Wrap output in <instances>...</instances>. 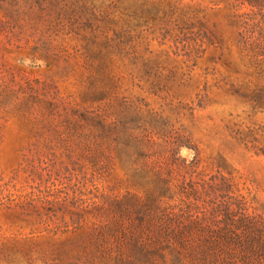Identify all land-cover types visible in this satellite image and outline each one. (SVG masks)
I'll list each match as a JSON object with an SVG mask.
<instances>
[{
	"label": "rangeland",
	"instance_id": "374dc122",
	"mask_svg": "<svg viewBox=\"0 0 264 264\" xmlns=\"http://www.w3.org/2000/svg\"><path fill=\"white\" fill-rule=\"evenodd\" d=\"M0 264H264V6L0 0Z\"/></svg>",
	"mask_w": 264,
	"mask_h": 264
},
{
	"label": "trees",
	"instance_id": "16d2710c",
	"mask_svg": "<svg viewBox=\"0 0 264 264\" xmlns=\"http://www.w3.org/2000/svg\"><path fill=\"white\" fill-rule=\"evenodd\" d=\"M254 2L256 5L264 6V0H248Z\"/></svg>",
	"mask_w": 264,
	"mask_h": 264
}]
</instances>
